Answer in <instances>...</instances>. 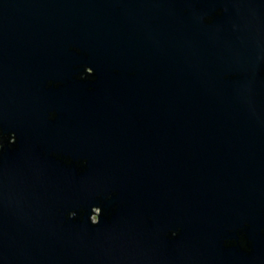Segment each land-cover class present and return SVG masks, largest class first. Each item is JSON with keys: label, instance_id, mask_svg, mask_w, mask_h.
I'll use <instances>...</instances> for the list:
<instances>
[{"label": "water", "instance_id": "95a60500", "mask_svg": "<svg viewBox=\"0 0 264 264\" xmlns=\"http://www.w3.org/2000/svg\"><path fill=\"white\" fill-rule=\"evenodd\" d=\"M0 264H264V0H0Z\"/></svg>", "mask_w": 264, "mask_h": 264}, {"label": "clouds", "instance_id": "9594fccd", "mask_svg": "<svg viewBox=\"0 0 264 264\" xmlns=\"http://www.w3.org/2000/svg\"><path fill=\"white\" fill-rule=\"evenodd\" d=\"M97 216H98V212H97L96 215H94V216L92 217V223H93V224H96V223L99 222L98 219H97Z\"/></svg>", "mask_w": 264, "mask_h": 264}]
</instances>
